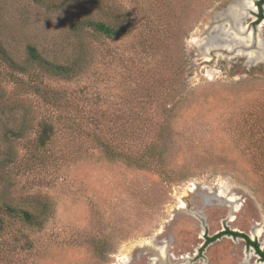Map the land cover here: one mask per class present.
Returning <instances> with one entry per match:
<instances>
[{"label":"rangeland","instance_id":"374dc122","mask_svg":"<svg viewBox=\"0 0 264 264\" xmlns=\"http://www.w3.org/2000/svg\"><path fill=\"white\" fill-rule=\"evenodd\" d=\"M56 1L0 0L22 66L0 60V206L53 208L39 229L0 213V264H264L244 238L207 243L231 231L264 250V6ZM114 14L119 40L70 30ZM29 44L55 62L86 49L88 66L51 77Z\"/></svg>","mask_w":264,"mask_h":264},{"label":"trees","instance_id":"16d2710c","mask_svg":"<svg viewBox=\"0 0 264 264\" xmlns=\"http://www.w3.org/2000/svg\"><path fill=\"white\" fill-rule=\"evenodd\" d=\"M34 1L37 4L50 3L53 6L56 3L59 4L62 3L61 1L57 2L56 0H34ZM263 2L264 0H259V2H257V6L259 8L261 7L263 8ZM70 30L73 34L77 36H81L90 32L92 35L102 36L112 40H119L125 37L126 34L131 31V26L127 20H122L120 16H118L117 14L110 15V17L107 19H101V18L96 19L94 17L82 16L76 18L70 24ZM26 54H27V59L30 62L35 63L47 75L61 80L74 79L79 74H81L83 70L88 66L87 65L88 56L86 49H78V53L67 62H58V61L55 62V61L47 60L43 56V53L40 52L38 48L32 44L27 45ZM0 60L1 63L7 66V68H10L14 71H21L19 70L22 67L21 64L19 62H15L11 58L9 51L7 50L5 44L2 42L1 39H0ZM58 99L60 100L59 97ZM63 99L64 98H61L62 101ZM51 131L52 130L50 129V127H45L42 129L40 143L46 145V138L48 135H50ZM141 144L142 143L139 142L136 138H134L132 141L133 147L141 146ZM109 152L111 156L115 157L117 155V153L113 152L112 150ZM134 158L135 156H131L130 159L126 158L127 161L126 163H128L131 166V168L135 167V165L133 164V162L136 163ZM160 167L162 168V171H164V167H162L161 165ZM152 171L157 173L160 172V171H155L154 169ZM166 174L169 175L170 173L167 172ZM37 199L38 198L34 200ZM48 202L49 201L47 200H37L33 203V208H31V210L17 208L11 206L10 204H3L2 206H0V213L9 218L18 219L20 223H22L23 225L39 229L45 225L46 221L49 219V217L47 216L51 214V211L53 209ZM224 235H231L233 237L244 238L246 240L247 245L249 247H253L256 253L261 257L262 261L264 262V250L260 249V246L256 241H252L249 237L244 236V234L226 231L218 234L217 236L211 239H207V243L212 242L214 239H217L220 236H224Z\"/></svg>","mask_w":264,"mask_h":264},{"label":"bare ground","instance_id":"6f19581e","mask_svg":"<svg viewBox=\"0 0 264 264\" xmlns=\"http://www.w3.org/2000/svg\"><path fill=\"white\" fill-rule=\"evenodd\" d=\"M252 4V3H251ZM250 4V5H251ZM149 244V243H148ZM157 251H159V250H157ZM160 252H161V254H164L165 253V249H160ZM162 256V255H161Z\"/></svg>","mask_w":264,"mask_h":264},{"label":"water","instance_id":"95a60500","mask_svg":"<svg viewBox=\"0 0 264 264\" xmlns=\"http://www.w3.org/2000/svg\"><path fill=\"white\" fill-rule=\"evenodd\" d=\"M136 255H134L133 257H135Z\"/></svg>","mask_w":264,"mask_h":264},{"label":"flooded vegetation","instance_id":"af4514ba","mask_svg":"<svg viewBox=\"0 0 264 264\" xmlns=\"http://www.w3.org/2000/svg\"><path fill=\"white\" fill-rule=\"evenodd\" d=\"M264 6V5H263Z\"/></svg>","mask_w":264,"mask_h":264}]
</instances>
